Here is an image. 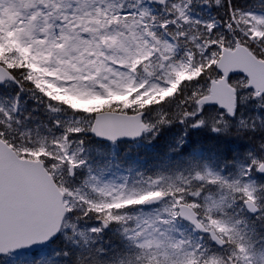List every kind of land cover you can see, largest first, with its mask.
Instances as JSON below:
<instances>
[{"label":"snow or ice","instance_id":"obj_1","mask_svg":"<svg viewBox=\"0 0 264 264\" xmlns=\"http://www.w3.org/2000/svg\"><path fill=\"white\" fill-rule=\"evenodd\" d=\"M0 264H264V0H0Z\"/></svg>","mask_w":264,"mask_h":264}]
</instances>
